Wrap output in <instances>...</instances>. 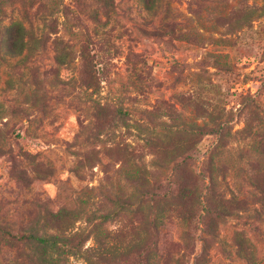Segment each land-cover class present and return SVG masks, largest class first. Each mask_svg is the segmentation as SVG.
Masks as SVG:
<instances>
[{"label": "rangeland", "instance_id": "374dc122", "mask_svg": "<svg viewBox=\"0 0 264 264\" xmlns=\"http://www.w3.org/2000/svg\"><path fill=\"white\" fill-rule=\"evenodd\" d=\"M210 153L219 218L149 199L200 187ZM60 207L159 264H264V0H0V226L51 232Z\"/></svg>", "mask_w": 264, "mask_h": 264}, {"label": "trees", "instance_id": "16d2710c", "mask_svg": "<svg viewBox=\"0 0 264 264\" xmlns=\"http://www.w3.org/2000/svg\"><path fill=\"white\" fill-rule=\"evenodd\" d=\"M10 28H12V25L8 26V29ZM13 28L15 30L12 43L14 45H23V28L19 24ZM59 58L62 60V57ZM216 146L217 144L212 147V150ZM181 163H184V158H182ZM217 171V164H213L210 153L200 161L198 172H195L194 180L195 183H200V187L191 192L185 190L187 187L185 183H180V189L178 188L174 191L171 188L170 191L162 196L155 198L154 195H150L149 199L152 202L156 201L161 209H165L163 207L165 204L189 203L191 207L193 205L199 206L198 219L207 218L209 214H216V218H219L223 213L221 208L226 200L221 192H215L214 194L215 174ZM132 177L134 178V176ZM141 184L143 185V183ZM135 201L141 204L143 197L138 195ZM128 203L121 201L117 206L123 208ZM76 215V210L66 207L48 211L43 224L52 229L51 232L44 230L43 233H38L35 227H30L27 230L23 229L22 231L11 233L12 228L6 225L0 226V240L5 248L26 249L33 253V255H24L23 257L12 256L9 259H0V264H159L156 257L155 248L157 244L155 239L145 242L144 238L140 237L138 242L132 243L117 239V236L121 234L120 230L111 232L105 229L104 233L101 231L90 233L84 230L70 229L76 219ZM106 216H102L103 220ZM161 220L160 217L159 219L151 218L143 226L151 230V234H155L157 223H161ZM101 224L99 223L98 227ZM87 239H90L91 243L85 246ZM131 255L132 259L130 260ZM70 258L77 259L78 262H72ZM204 258L203 247L200 246L199 251L192 255L191 264H202ZM178 262V260H174L173 264H179Z\"/></svg>", "mask_w": 264, "mask_h": 264}]
</instances>
